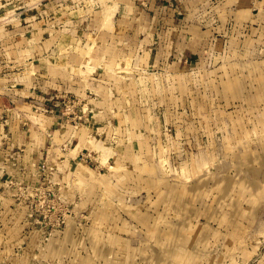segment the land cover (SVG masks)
Segmentation results:
<instances>
[{"label": "rangeland", "instance_id": "obj_1", "mask_svg": "<svg viewBox=\"0 0 264 264\" xmlns=\"http://www.w3.org/2000/svg\"><path fill=\"white\" fill-rule=\"evenodd\" d=\"M172 14L0 0V264H264V0Z\"/></svg>", "mask_w": 264, "mask_h": 264}, {"label": "crops", "instance_id": "obj_2", "mask_svg": "<svg viewBox=\"0 0 264 264\" xmlns=\"http://www.w3.org/2000/svg\"><path fill=\"white\" fill-rule=\"evenodd\" d=\"M147 1L149 2L150 9L154 14V18L158 20L167 18V20H170L172 19V15H173L172 12L174 11L175 5L181 2L182 0H147ZM250 12H253V10L249 9V13ZM161 16H163L164 18H161ZM33 145H34V148L33 149L31 148L32 152L36 151L40 154L39 151L43 149V148H40L42 143L38 142L36 145H39V146H35V143L33 142Z\"/></svg>", "mask_w": 264, "mask_h": 264}]
</instances>
